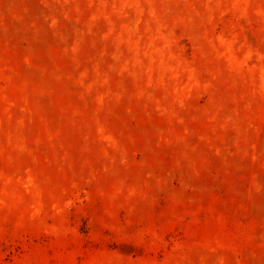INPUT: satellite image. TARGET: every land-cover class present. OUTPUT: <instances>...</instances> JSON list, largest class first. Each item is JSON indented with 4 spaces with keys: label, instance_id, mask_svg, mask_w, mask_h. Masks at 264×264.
<instances>
[{
    "label": "rangeland",
    "instance_id": "1",
    "mask_svg": "<svg viewBox=\"0 0 264 264\" xmlns=\"http://www.w3.org/2000/svg\"><path fill=\"white\" fill-rule=\"evenodd\" d=\"M0 264H264V0H0Z\"/></svg>",
    "mask_w": 264,
    "mask_h": 264
}]
</instances>
